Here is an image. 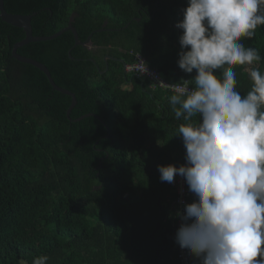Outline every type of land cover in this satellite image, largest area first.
I'll return each mask as SVG.
<instances>
[{
	"label": "trees",
	"instance_id": "obj_1",
	"mask_svg": "<svg viewBox=\"0 0 264 264\" xmlns=\"http://www.w3.org/2000/svg\"><path fill=\"white\" fill-rule=\"evenodd\" d=\"M186 5L3 0L6 13L30 17L33 37L57 33L72 16L78 41L91 38L89 46L73 47L65 32L16 50L74 96L66 118L70 98L11 58L24 36L0 21V264H32L43 255L47 264H179L172 227L176 195L160 180L158 166L185 162L178 127L186 122L172 111L173 93L151 89L124 73L123 65L136 54L168 84L191 79L195 70L186 74L177 65L181 30L175 25ZM241 40L259 51L254 68L264 73V25ZM246 67L233 66L242 97L253 83ZM223 70L214 73L220 78ZM86 115L94 117L74 122Z\"/></svg>",
	"mask_w": 264,
	"mask_h": 264
},
{
	"label": "clouds",
	"instance_id": "obj_2",
	"mask_svg": "<svg viewBox=\"0 0 264 264\" xmlns=\"http://www.w3.org/2000/svg\"><path fill=\"white\" fill-rule=\"evenodd\" d=\"M182 17L177 65L195 75L168 102L186 122L185 163L158 166L162 182L180 176L193 194L175 213L174 241L195 264H264V73L246 69L253 83L242 97L233 71L261 60L241 38L264 25V0H187Z\"/></svg>",
	"mask_w": 264,
	"mask_h": 264
},
{
	"label": "water",
	"instance_id": "obj_3",
	"mask_svg": "<svg viewBox=\"0 0 264 264\" xmlns=\"http://www.w3.org/2000/svg\"><path fill=\"white\" fill-rule=\"evenodd\" d=\"M71 18H72V16L70 17V19L68 21V25L65 28H63L62 30L58 31L57 33H55L49 37H33L31 35L30 17L29 16H21V15H12V14L6 13L4 11V8H3V0H0V21L6 25H9L11 27H14L16 29L21 30L23 33V36H24L21 41L15 43L12 46L11 51H10L11 58L14 59L18 63L29 65V66L35 68L38 72H40L41 74L44 75V77H45L48 85L52 89V91L57 92L61 95H64V96L70 98V105H69L68 109L66 110V118L69 117L71 110L75 106L74 96L70 92L57 87L53 83V81L51 80L49 72L46 70V68L43 65H41L40 63H38L36 61L20 57L19 55L16 54V50H18L19 48H21L23 46L31 44V43H41V42L51 41V40L57 38L58 36H60L61 34L65 33V32L71 33L72 38H73V47L74 46H82V47L89 46L91 35L87 36V38L85 39V41L83 43H80L78 41L77 34H76L75 30L71 26ZM104 26H105V22L103 23L102 27H104ZM102 27L100 30H97L96 32L103 31ZM67 57L70 61L73 60L70 57L69 53L67 54ZM91 62L94 64L93 61H91ZM123 72L125 73V65H123ZM85 117H94V116L93 115H86V116H83V117L77 119L74 122H78L82 118H85Z\"/></svg>",
	"mask_w": 264,
	"mask_h": 264
},
{
	"label": "built area",
	"instance_id": "obj_4",
	"mask_svg": "<svg viewBox=\"0 0 264 264\" xmlns=\"http://www.w3.org/2000/svg\"><path fill=\"white\" fill-rule=\"evenodd\" d=\"M132 56H133V62L130 65L125 66V72L128 74H132L137 78L144 79L145 81L148 82V85L151 89L168 91L175 94L176 88L179 86H183L185 84L186 79L181 80L180 83L175 85L166 83L155 70L149 68L146 65L145 60L141 56L136 54ZM142 61L144 62V64ZM144 65L147 71H145ZM169 185L172 187L176 195L174 209H173V217H172L173 234L175 235V231L180 224V221L175 216V213L177 211H181V212L183 211L182 202L189 203L192 201V193L188 191L185 181L180 176H176L174 182L169 183ZM176 251H177V259L179 261V264H189L187 253L181 250L177 244H176Z\"/></svg>",
	"mask_w": 264,
	"mask_h": 264
},
{
	"label": "rangeland",
	"instance_id": "obj_5",
	"mask_svg": "<svg viewBox=\"0 0 264 264\" xmlns=\"http://www.w3.org/2000/svg\"><path fill=\"white\" fill-rule=\"evenodd\" d=\"M249 67H254V63H253V65H251V66H248V65H247L246 69H248Z\"/></svg>",
	"mask_w": 264,
	"mask_h": 264
}]
</instances>
